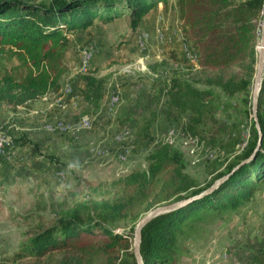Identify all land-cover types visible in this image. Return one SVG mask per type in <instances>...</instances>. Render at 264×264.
I'll use <instances>...</instances> for the list:
<instances>
[{
    "label": "rangeland",
    "instance_id": "rangeland-1",
    "mask_svg": "<svg viewBox=\"0 0 264 264\" xmlns=\"http://www.w3.org/2000/svg\"><path fill=\"white\" fill-rule=\"evenodd\" d=\"M263 16L252 19L249 33L256 52ZM144 17L134 34L125 15L108 23L96 21L95 33L76 36V31L65 52L66 71L58 92L25 106L0 102V136L6 139L0 152V264L30 262L12 261L29 233L49 226L85 198L113 196V181L144 169L151 145L137 139L143 122L152 120L155 142L183 152L185 172L200 186L210 177L214 161L225 162L234 154L232 144L239 152L249 138L252 113H242L238 95L226 96L213 87V118L196 134L186 129L188 116L175 117L176 109L166 105L165 84L178 65L186 79L205 89L203 74L183 60L188 52L197 59L198 52L184 36L175 0L159 3ZM3 64L10 67L17 61L4 59ZM89 71L106 78L99 109L80 95V75ZM131 226L124 221L115 230L130 234ZM180 245L176 264H264V183L236 210L207 213L193 221ZM130 253L133 246L116 264H132Z\"/></svg>",
    "mask_w": 264,
    "mask_h": 264
},
{
    "label": "trees",
    "instance_id": "trees-1",
    "mask_svg": "<svg viewBox=\"0 0 264 264\" xmlns=\"http://www.w3.org/2000/svg\"><path fill=\"white\" fill-rule=\"evenodd\" d=\"M167 1L0 0V102L25 106L58 92L71 35L96 21L108 23L123 15L134 34L142 18ZM175 6L186 30L184 36L198 52L196 63L183 60L203 74L206 88L194 86L177 65L165 84L166 105L176 109L175 117L188 116L186 129L191 134L213 118L211 87L226 96L238 95L244 104L242 113L251 114L257 52L255 45L249 44V33L252 19L264 12V0H175ZM4 59H15L17 64L6 67ZM80 79L81 97L99 109L106 78L89 71ZM251 121V134L241 150L236 152L232 144L234 154L225 162L214 161L202 186L185 172L183 152L169 143L155 142L152 120L143 122L137 128V139L146 147L151 145L146 167L113 181V196L85 198L63 210L49 226L29 233L13 252L12 261L29 258L26 264H116L132 248L135 225L145 212L175 198L190 199L154 217L141 230L142 264H176L181 235L193 221L203 220L207 213L236 210L264 183V78L257 105L261 137L252 116ZM224 176L220 184L204 193ZM124 221L132 223L130 234L115 230ZM129 255L132 264H137L134 254Z\"/></svg>",
    "mask_w": 264,
    "mask_h": 264
},
{
    "label": "water",
    "instance_id": "water-1",
    "mask_svg": "<svg viewBox=\"0 0 264 264\" xmlns=\"http://www.w3.org/2000/svg\"><path fill=\"white\" fill-rule=\"evenodd\" d=\"M261 29H262V36H261L260 48L257 47L256 70H255V75H254L253 84H252V107H251L254 125L260 137H261V131H260L259 124L257 122V105H258L259 91L261 88L262 71H263V65H264V16L261 22ZM251 158H252V155L246 160H244L242 163L248 161ZM225 177L226 176L214 182V184L210 188H208L204 193H207L211 191L213 188H215L218 184H220L225 179ZM189 200L190 199L178 200L175 202L158 205L141 217V219L135 225L134 238H133V254L136 259L137 264H142V259L140 255V241H141V230L143 226H145L154 217L160 214H163L165 212L174 210L176 208H179L185 203H187Z\"/></svg>",
    "mask_w": 264,
    "mask_h": 264
},
{
    "label": "crops",
    "instance_id": "crops-1",
    "mask_svg": "<svg viewBox=\"0 0 264 264\" xmlns=\"http://www.w3.org/2000/svg\"><path fill=\"white\" fill-rule=\"evenodd\" d=\"M145 18V17H144ZM143 18V19H144ZM142 19V21L144 22V20ZM99 26V23H94L91 27H89L87 30H79V31H77V33H76V36L80 33V32H82V31H84V32H91V31H93L94 33L98 30V29H96L97 27ZM44 98V97H43Z\"/></svg>",
    "mask_w": 264,
    "mask_h": 264
},
{
    "label": "bare ground",
    "instance_id": "bare-ground-1",
    "mask_svg": "<svg viewBox=\"0 0 264 264\" xmlns=\"http://www.w3.org/2000/svg\"><path fill=\"white\" fill-rule=\"evenodd\" d=\"M158 38V37H157ZM258 48H260V44H259V47ZM193 50V49H192ZM194 53V52H193ZM196 53V52H195ZM187 54V53H186ZM188 54H189V56H191V58H192V60H196V58H195V55H193L191 52H188ZM85 55V54H84ZM89 54H86V58L85 59H87V58H89ZM197 56V55H196ZM191 60V61H192ZM84 62V61H83ZM82 64V63H81ZM82 71V70H81ZM57 128H63V126H62V124L61 123H58L57 124Z\"/></svg>",
    "mask_w": 264,
    "mask_h": 264
},
{
    "label": "built area",
    "instance_id": "built-area-1",
    "mask_svg": "<svg viewBox=\"0 0 264 264\" xmlns=\"http://www.w3.org/2000/svg\"><path fill=\"white\" fill-rule=\"evenodd\" d=\"M188 60H192L191 56L188 57ZM5 143H6V139L0 136V152L3 150Z\"/></svg>",
    "mask_w": 264,
    "mask_h": 264
}]
</instances>
